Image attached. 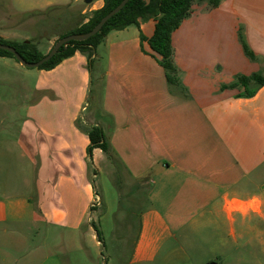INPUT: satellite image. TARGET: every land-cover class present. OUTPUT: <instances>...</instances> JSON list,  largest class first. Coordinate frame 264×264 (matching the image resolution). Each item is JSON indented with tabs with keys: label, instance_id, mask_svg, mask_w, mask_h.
<instances>
[{
	"label": "crops",
	"instance_id": "crops-1",
	"mask_svg": "<svg viewBox=\"0 0 264 264\" xmlns=\"http://www.w3.org/2000/svg\"><path fill=\"white\" fill-rule=\"evenodd\" d=\"M82 1H47L28 12H71ZM103 3L93 0L80 12ZM241 25L254 57L243 48ZM155 27L149 18L110 31L92 72L81 51L32 72L34 100L24 115L1 121L0 264L12 260L6 245L26 246L27 221L65 224L102 244L92 226L83 230L97 209L102 161L113 178L118 174L116 201L97 206L105 216L117 205L121 217L135 210L139 218L131 238L128 221L120 222V235L105 245L106 264H264V82L238 83L242 75L264 77V0L194 3L172 34L180 85L169 83L141 39ZM57 34L45 36L40 51L47 54ZM93 111L96 119L85 124ZM94 125L106 132L110 150L95 148L90 159ZM16 234L12 244L4 241ZM77 250L86 256L83 243Z\"/></svg>",
	"mask_w": 264,
	"mask_h": 264
},
{
	"label": "rangeland",
	"instance_id": "rangeland-1",
	"mask_svg": "<svg viewBox=\"0 0 264 264\" xmlns=\"http://www.w3.org/2000/svg\"><path fill=\"white\" fill-rule=\"evenodd\" d=\"M47 1L57 2L61 0H0V36L11 39H13L11 36H32L44 51L43 39L45 36L48 37L53 32H60L71 26L74 15L88 4L82 1L74 5L71 12H66L64 7H59L49 10L46 14L39 12H34L32 15L26 14V12L35 9H29V7L35 4H46ZM245 29V25H241L240 33L244 34ZM15 63H18L19 66H16ZM36 70L38 67H27L13 57H0V132L7 123L5 122L3 125L2 119L11 120L14 115V118H19L24 115L25 106L34 100L35 77L32 72ZM94 103L95 101H93L91 108L94 107ZM94 112H91L92 119L84 122L85 124L96 119V112ZM98 164L101 172L96 174L95 184L100 204L103 202L114 205L117 190L115 183L118 181V174L115 173L113 178L111 168H107L105 162L102 161ZM94 204H97V200ZM95 207L97 209L91 212L90 219L85 223L83 230H87L89 226L94 228L93 223L97 224L103 236V243L100 246L97 245L91 234L87 235L85 239L83 238L84 235L80 238L72 232L68 225L62 224L53 227L43 221L32 225L31 221H27L23 228L30 239L21 250L6 245L4 251L9 252L12 256V260L6 264H21L26 258H33L31 264H81L86 260V264H106L107 251L105 245L112 242L114 235L116 237L120 235L119 232L122 231L121 227H118L120 222L122 220L128 221L127 235L131 238L135 235L139 218L135 210L134 213L131 212L129 217H121L117 205L106 216L102 207L97 205ZM29 226L31 229L28 228ZM19 237L18 234L10 235L4 238V241L12 244L14 239ZM79 241L87 247L86 256L77 250ZM108 249L110 250L109 246ZM32 253L35 255L28 257ZM48 259L50 260L48 261Z\"/></svg>",
	"mask_w": 264,
	"mask_h": 264
},
{
	"label": "trees",
	"instance_id": "trees-1",
	"mask_svg": "<svg viewBox=\"0 0 264 264\" xmlns=\"http://www.w3.org/2000/svg\"><path fill=\"white\" fill-rule=\"evenodd\" d=\"M122 0H103V6L92 10L90 13H82L74 15L71 23L72 25L66 29L58 32V39L73 33H87L91 31L103 16L116 8ZM196 1H208L212 7H217L221 0H129L126 5L113 17H111L95 35L86 40H71L67 44L61 46L59 51L48 61L44 62L39 69H52L59 64L63 59L75 54L76 51H81L88 57V68L92 72L96 67V49L98 45L104 40L105 36L112 30L124 29L130 25H139L140 20L154 18L156 20V27L154 34L150 38H146L141 33V39H148L153 50V55L158 62L165 68L167 79L170 84L180 85V77L178 68L174 62L172 34L179 28L183 20L188 17L193 10V5ZM34 12H26L27 15H32ZM241 42L246 53L254 57L253 51L244 40L240 33ZM57 39V40H58ZM56 40V41H57ZM0 42L10 44L21 53L24 59L34 62L43 58L46 54L40 51L38 41L30 38L22 41L9 40L0 36ZM0 56L13 57L16 56L5 49H0ZM250 80H257L260 83L264 82V77L254 74L250 77L242 75L238 79V83L248 87ZM95 81L92 82L90 90L89 101H94L96 91ZM251 93V91L249 92ZM90 145L88 147V154L90 159L93 156L95 148H101L108 153L110 150V143L106 132L100 125L92 126L89 131ZM98 239L103 243V236L99 226L93 223Z\"/></svg>",
	"mask_w": 264,
	"mask_h": 264
},
{
	"label": "water",
	"instance_id": "water-1",
	"mask_svg": "<svg viewBox=\"0 0 264 264\" xmlns=\"http://www.w3.org/2000/svg\"><path fill=\"white\" fill-rule=\"evenodd\" d=\"M93 0H85L86 3H91ZM129 0H122L121 3L114 8L113 10H111L109 13H107L105 16H103L101 18V20L96 24V26L89 32L87 33H82V34H78V33H73V34H69L67 36H64L60 39H58L56 41V43L53 45V47L51 48V50L40 60L38 61H34V62H30L26 59L23 58V56L21 55V53L16 49V47L10 45V44H5L0 42V49H5L8 50L10 52H12L17 60L27 66V67H40L44 62L48 61L49 59H51L61 48V46L67 44L68 42H70L71 40H86L89 39L91 36L95 35L98 31L101 30V28L104 26V24L111 18L113 17L115 14H117L128 2Z\"/></svg>",
	"mask_w": 264,
	"mask_h": 264
},
{
	"label": "built area",
	"instance_id": "built-area-1",
	"mask_svg": "<svg viewBox=\"0 0 264 264\" xmlns=\"http://www.w3.org/2000/svg\"><path fill=\"white\" fill-rule=\"evenodd\" d=\"M98 203H99V201H97V204H95V205H98Z\"/></svg>",
	"mask_w": 264,
	"mask_h": 264
}]
</instances>
